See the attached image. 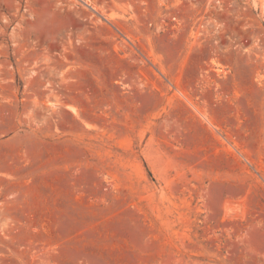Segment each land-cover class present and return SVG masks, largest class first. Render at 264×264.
I'll return each instance as SVG.
<instances>
[{
	"label": "rangeland",
	"instance_id": "rangeland-1",
	"mask_svg": "<svg viewBox=\"0 0 264 264\" xmlns=\"http://www.w3.org/2000/svg\"><path fill=\"white\" fill-rule=\"evenodd\" d=\"M263 0H0V264H264Z\"/></svg>",
	"mask_w": 264,
	"mask_h": 264
},
{
	"label": "bare ground",
	"instance_id": "bare-ground-1",
	"mask_svg": "<svg viewBox=\"0 0 264 264\" xmlns=\"http://www.w3.org/2000/svg\"><path fill=\"white\" fill-rule=\"evenodd\" d=\"M262 8H263V11H264V0H263V2H262Z\"/></svg>",
	"mask_w": 264,
	"mask_h": 264
}]
</instances>
